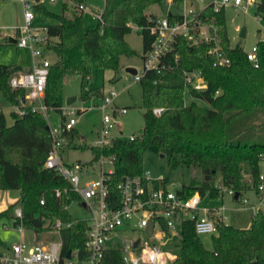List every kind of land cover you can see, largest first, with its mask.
I'll list each match as a JSON object with an SVG mask.
<instances>
[{"label":"trees","instance_id":"1","mask_svg":"<svg viewBox=\"0 0 264 264\" xmlns=\"http://www.w3.org/2000/svg\"><path fill=\"white\" fill-rule=\"evenodd\" d=\"M70 2L85 5L84 0H64L60 13L49 10L40 2L33 5L36 12L54 20L46 25L49 35L55 38L48 44L55 57L46 77L43 102L59 113L65 103V79L80 77L79 97L82 100L94 95L102 97L100 88H89L92 72L96 69L117 71L122 56L134 55V49L125 39L134 26L139 28L145 51L153 40L149 31L151 20L158 16L147 14L146 10L151 5L162 7L167 3L166 0H104L100 13L103 23L96 22L86 28L83 12L74 11L72 16L66 14ZM183 2L172 0L171 4L181 6ZM201 14L216 26L220 49L229 63H215L216 59L208 54L213 43L202 39L193 43L178 38L172 51V55H178L177 67L164 74L148 71L138 81L143 126L134 139L118 137L110 144L79 146L89 148L93 155L85 165L99 161L101 157L112 159L111 170L103 172L107 176L108 205L112 209L120 200L118 183L124 176L143 174V155L151 146L168 152L170 169H200L199 182L193 177L176 190L183 197L198 192L206 200L218 198L223 194L220 185L238 192L239 196L250 186L246 175L258 197L261 196L258 182L260 164L264 162V142H244L242 135L249 114L259 112L264 116V0L254 4V15L260 18L263 31V39L255 44L258 67L247 58L248 51L238 44L231 45L224 8L214 11L209 4ZM168 17L173 19L178 15ZM7 44L6 38L0 40V49ZM183 69L201 70L207 87L201 90L185 87ZM24 71L28 70L12 63H0V92L8 104L23 108L22 115L10 111V125L0 109V188L19 191L18 198L0 210V219H11L15 227L31 229L37 236L53 228L56 219L63 223L70 221V225H62L59 229L61 256L69 249L76 251L78 260H82L88 256L84 243L87 225L73 222L68 207L74 200L82 204L83 199L66 178L52 168L44 167L52 142L47 121L40 111L21 106L25 91L10 85V78ZM155 108L162 109L159 115L154 113ZM77 112L82 111L77 109ZM64 119L61 116V121ZM75 135L77 130L72 128L67 135L66 148L72 147ZM159 177L154 179L153 185H166L165 177ZM16 206L21 210L19 216L14 212ZM159 219L165 227L163 217ZM215 220L217 231L210 234V247L195 232L193 220L181 221L179 242L175 245L179 249L174 251L177 253L173 260L175 264H264L262 208L253 212L248 227H235L221 219ZM0 244H4L1 239ZM102 263L126 264L119 245L108 243Z\"/></svg>","mask_w":264,"mask_h":264},{"label":"built area","instance_id":"2","mask_svg":"<svg viewBox=\"0 0 264 264\" xmlns=\"http://www.w3.org/2000/svg\"><path fill=\"white\" fill-rule=\"evenodd\" d=\"M15 1L22 5L23 21L14 27V44L18 48H27L30 51L32 64L28 71L13 75L10 78V85L25 91V100L21 106L30 107L33 111H40L46 119V114L50 109L44 104L43 95L46 77L52 62L46 54L50 51L48 44L54 42L55 38L49 35L46 25L33 22L35 17L34 1L33 3L30 0ZM166 1L169 4L172 3V0ZM256 2L257 0H211L201 10H195L189 4L183 6L182 11L176 14L177 18L169 19L166 15L152 19L149 31L153 35V40L149 47L142 52L141 72H136L132 76V80L139 81L148 71L164 74L176 68L179 59L176 53L172 55V51L178 38H185L193 43L199 39L213 43L208 54L216 59L215 63L228 64L229 59L219 46L216 26L202 17V10L211 4L214 11L225 7L246 11ZM73 6L77 13H84L87 8L83 3ZM100 13L91 12V17L95 22L102 24ZM135 28L139 30L138 27ZM256 52V45L247 52V58L252 61L254 67H258ZM182 74L185 87L197 90L207 87L201 70L183 69ZM116 96L114 90L105 92L100 104L90 105L82 110L83 112L90 108H97L101 111V126L97 138L92 141L93 146L110 144L113 139L121 137L119 134L111 133L116 123L115 118L127 111L126 107L114 105ZM107 108H110L111 113L106 112ZM18 109H16L17 113L22 115L23 108ZM153 111L159 115L162 109L155 108ZM76 113L77 110L71 106L62 105L60 107V114L65 119L60 121L57 127H49L52 142L44 161V167L52 168L66 178L83 199L87 216L74 219L73 222H82L87 225V236L84 243L88 256L78 260L77 252L71 250L68 257L66 254L61 256L62 239L59 229L62 225H70L71 222L63 223L56 219L53 228L58 232V239L45 241L33 239L31 242L27 240L15 241L0 251V264H103V255L108 243L119 245L126 264H168L173 262L177 255L175 252L167 250L165 245L173 236H179L178 227L183 219L193 220L195 232L198 234L216 232L215 219L217 218L228 224L225 221V214L221 211L223 205H203L201 202L203 197L198 192L183 197L176 190L170 189L164 184L154 186V179H160V177H153L148 170H144L142 175L124 176L117 185L120 192L119 204L113 209L110 208L107 198L108 186L105 181L107 176L103 174L104 168L102 167V159L105 158L99 159L101 166L99 176L84 180H82V176L87 171V165L81 162L68 163L62 158V152L68 144V132L77 123ZM134 137L135 135H130L128 138L133 140ZM108 160L111 164L112 159ZM110 170L111 168H107V171ZM220 189L222 193L227 192L234 196L232 189L222 185H220ZM258 189L260 191L264 189V172L259 174ZM260 195L259 199L263 200V194ZM256 209L257 207H255ZM14 212L18 216L21 215L20 207H15ZM133 215H137V219L133 225H130ZM159 217H163L165 227L161 225ZM149 219H152L153 226L147 236L145 226ZM130 226L142 228L144 235L123 238L121 233ZM20 227L22 226H18V228ZM166 232L169 233V236L164 237ZM137 238L139 244L134 245ZM120 240L123 243L122 246L119 244Z\"/></svg>","mask_w":264,"mask_h":264},{"label":"rangeland","instance_id":"3","mask_svg":"<svg viewBox=\"0 0 264 264\" xmlns=\"http://www.w3.org/2000/svg\"><path fill=\"white\" fill-rule=\"evenodd\" d=\"M33 3V0H30ZM211 0H185L182 6H176L165 3L162 7L159 5H151L147 8V14H155L158 16H166L171 14H177L176 12H181L183 6L191 5L195 10H201L206 4ZM15 2V3H14ZM62 0H56L55 2H50L45 0L48 7L55 11L60 10ZM85 5L88 8L84 11V24L86 27H91L95 25V21L91 17V12L99 13L103 9L104 0H84ZM68 15L72 16L74 13L73 4H69ZM36 21L40 20L41 23L44 22H54V20L44 17L42 14L34 10ZM225 21H226V31L230 39L232 46L240 45L245 51H250L252 46H254L259 40L263 39L262 22L260 18L254 15V8L252 6L248 7L246 11L234 10L231 7L224 8ZM22 17L23 21V8L20 3L15 0H0V32L6 33L10 32V28H14L16 25L11 24L17 17ZM37 21V22H38ZM22 23V22H20ZM46 25V24H41ZM246 28L245 37H240L241 28ZM4 28V29H3ZM126 41L134 49L135 53L133 56H122L120 58V67L117 71L113 70H101L96 69L92 72L89 88H100L105 92L114 90L116 92L115 104L118 107H126L127 111L125 114L120 115L115 118V126L112 129V134H119V136L128 138L130 135H137L143 126L142 112L141 108V87L138 81L132 80L133 74L129 73L126 69L127 67L135 68L139 73L142 70V37L138 30L132 27L130 33L125 36ZM17 51L23 52L18 54ZM22 57L25 61L26 58H30V51L28 49H17L15 45L10 44L2 47L0 49V63H7L15 55ZM30 53V55H29ZM50 60L54 59V54L50 50L48 54ZM32 63V62H31ZM79 86L80 77L71 76L67 77L64 81V96H76V100L70 105L75 108V110L82 111L90 105L100 104V99L97 95H94L88 100H82L79 97ZM104 94V93H102ZM95 98V99H93ZM93 99V100H92ZM199 103H203L199 101ZM26 105V104H25ZM12 106V105H11ZM0 107L9 123H11L10 109H18L19 107L12 106L6 102L2 93L0 92ZM18 107V108H17ZM20 109V108H19ZM18 109V110H19ZM106 112L111 113L110 108L106 109ZM77 123L75 129L77 130V135L74 136L72 140V147H69L64 160L70 162L81 161L87 164L92 160V152L89 148H79L80 145H89L93 140L97 138V133L101 126V111L97 108H90L81 113H76ZM47 124L51 128H55L60 124L61 114L55 112L52 109L46 114ZM242 140L244 142H264V116L259 112L249 114L246 119V123L243 129ZM68 155V156H67ZM104 169L108 167L111 168V164L108 159H102ZM100 161H95L92 164L87 165V173L82 177V180L99 176L100 172ZM142 167L144 170H148L153 176H161L166 179V186L170 189L177 190L181 188L182 184H186L194 177L196 181H200L201 172L198 167H174L170 169L168 164V152L163 149H159L156 146H151L144 152ZM261 172H264V162L260 164ZM219 177H217L218 179ZM247 184L250 185L249 188L243 190L242 193L234 198L233 195L224 192L223 198L217 199L213 198L211 201L206 200L205 197L202 198L204 203L208 204H218L223 205L222 213L226 216V222L235 227H248L251 222L253 210L255 207L262 208L264 210V189L261 190L263 194V200L259 199L258 194L255 189L251 186L250 177L246 175ZM218 181V180H217ZM14 191L15 188H10ZM217 199V200H216ZM256 203V204H255ZM254 205V207H253ZM69 211L74 218H81L87 214L85 207L77 200H74L69 205ZM137 219V215H133L130 219V225H133ZM11 222L2 224L0 221V239L3 243L7 244L20 237V230L18 231L15 226H11ZM125 228V227H123ZM31 231L27 230L22 233V237L19 240L32 241ZM143 236L144 231L142 228L126 227L121 236L135 238L137 236ZM169 236L166 232L164 237ZM203 243L207 246H211V239L209 233L199 234ZM36 238V237H35ZM35 238H33L35 240ZM59 235L56 230L51 228L50 230L43 231L40 233L38 239L45 241L48 239H58ZM175 241V242H174ZM179 242L178 236H173L169 239V243L166 247L169 251H178L179 247L175 246ZM119 244L122 246L123 243L120 240ZM2 245V244H1ZM0 245V248H1ZM176 253V252H175ZM177 255V253H176Z\"/></svg>","mask_w":264,"mask_h":264},{"label":"crops","instance_id":"4","mask_svg":"<svg viewBox=\"0 0 264 264\" xmlns=\"http://www.w3.org/2000/svg\"><path fill=\"white\" fill-rule=\"evenodd\" d=\"M4 1V0H3ZM34 2H40V3H42L46 8H48L49 10H51V11H53V12H55V13H60L59 11H55V10H53V9H51L50 7H48L47 6V4L45 3V0H33ZM50 1V0H49ZM56 0H54V1H52V2H55ZM51 2V1H50ZM15 3V2H14ZM19 3V2H18ZM63 3H64V0H62V2H61V6H60V10L62 11V6H63ZM86 7H87V5H85ZM253 8H254V6H252ZM88 8V7H87ZM69 11H67L66 12V14L68 15L69 13H68ZM176 13H178V12H176ZM21 19H22V17H21ZM21 19H20V17L18 16L14 21H13V23H11V24H15V25H18V24H20V22H22L21 21ZM50 19V18H49ZM37 21H38V18H37ZM36 21V16L34 17V20H33V22L34 23H36V24H46V25H49V24H52L51 22H44V23H41L40 22V20L37 22ZM86 27V26H85ZM92 27V26H91ZM86 28H89V27H86ZM4 29V28H3ZM11 30H10V32H7V34L6 33H1L0 32V40H2L3 38H6L7 39V41H8V44L7 45H10V44H13V45H15L14 44V42H10V40H9V38H11V39H13L14 40V36H15V30H14V28L12 29V28H10ZM16 46V45H15ZM16 48L17 49H27V48H18L17 46H16ZM17 53L18 54H21V53H23V52H18L17 51ZM17 53H15V55H14V57L12 58V59H10V61L9 62H7V63H2V64H10V63H12V64H16V65H19V66H21L22 67V69L23 70H29L30 68H31V62H32V57H31V55H30V53H29V55H30V58H26L25 59V61H24V59L22 58V57H20V56H18V54ZM127 68H133V67H127ZM135 69V68H134ZM136 70V69H135ZM136 72H138L137 70H136ZM102 93H105V91L104 90H102ZM65 97V96H64ZM99 97V99H100V102H101V99H102V97H100V96H98ZM93 99H95V98H93ZM92 99V100H93ZM115 101V100H114ZM65 105V104H64ZM72 105V104H71ZM114 105H116L115 104V102H114ZM117 106V105H116ZM10 107L12 108V106L10 105ZM2 107H0V109H1ZM11 110H14L13 108L12 109H10V111ZM1 111H2V109H1ZM3 112V111H2ZM11 119V118H10ZM6 122H7V124L8 125H10L11 123H12V119H11V123H9L7 120H6ZM74 128H75V126H74ZM72 146V145H71ZM69 150V148H66L64 151H63V153H62V156H63V158H64V156L66 155V153H67V151ZM68 156V155H67ZM65 159V158H64ZM66 161V160H65ZM67 162H68V160H67ZM70 162V161H69ZM75 162H81V161H75ZM81 163H83V164H85L86 162H81ZM101 167V166H100ZM104 168V167H103ZM109 168V167H108ZM105 170V169H104ZM86 173H87V171H86ZM85 173V174H86ZM84 174V175H85ZM83 175V176H84ZM82 176V177H83ZM153 176V175H152ZM95 177H97V176H95ZM153 177H157V176H153ZM89 178H94V177H89ZM86 179H88V178H86ZM10 190H12V189H1L0 188V210H2V209H4L8 204H10V203H12L13 201H15L17 198H18V196H19V191H18V189H14V191H10ZM223 195L224 194H222V195H220L217 199H220V198H223ZM234 197V196H233ZM216 199V200H217ZM209 201H211V199H209ZM202 202V204H203V202H204V200H202L201 201ZM256 204V203H255ZM82 205L84 206V204L82 203ZM203 205H218V204H206V203H204ZM254 206V205H253ZM17 207V206H16ZM253 212H254V210H253ZM253 214V213H252ZM87 216V214L85 215V216H83V217H86ZM82 218V217H81ZM74 219H78V218H74ZM0 221L2 222V224L4 225V224H6L8 221L9 222H11L10 224H11V226H14L13 225V223H12V220L11 219H8V218H5V217H3V218H1L0 219ZM17 228V230L20 232V237L18 238V239H16V240H14V241H12V242H9L8 244H7V241H6V243H4L3 245H1V248H0V251H2V250H4L5 249V247H8L11 243H13V242H15V241H18L21 237H22V233H21V231L22 232H24V231H27V230H29V231H31L30 233L32 234V240H33V238H35V240L36 241H41L40 239H38L39 238V236H40V234L37 236L31 229H27V228H24V227H20V228H18V227H16ZM175 242V241H174ZM168 243H169V241H167V245H168Z\"/></svg>","mask_w":264,"mask_h":264},{"label":"water","instance_id":"5","mask_svg":"<svg viewBox=\"0 0 264 264\" xmlns=\"http://www.w3.org/2000/svg\"><path fill=\"white\" fill-rule=\"evenodd\" d=\"M245 34H246V28L243 27L241 28L240 30V34L239 36L240 37H245ZM10 42H14L15 40L9 38ZM129 73L131 74H136V70L134 68H127L126 69ZM76 100V96H68L65 98V105L66 106H70L74 101ZM238 197V192H235L234 193V198H237ZM152 226H153V221L152 219H149L148 223L146 224L145 226V229H146V235L148 236L150 234V231L152 229ZM139 244V239L137 238L135 241H134V245H138ZM70 254V250L68 249L67 252H66V256L68 257ZM60 262H62V259H60ZM168 264H175L174 262H170Z\"/></svg>","mask_w":264,"mask_h":264}]
</instances>
